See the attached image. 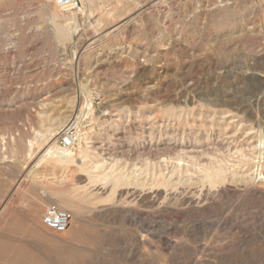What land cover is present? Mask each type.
Here are the masks:
<instances>
[{
	"label": "rangeland",
	"instance_id": "obj_1",
	"mask_svg": "<svg viewBox=\"0 0 264 264\" xmlns=\"http://www.w3.org/2000/svg\"><path fill=\"white\" fill-rule=\"evenodd\" d=\"M80 1L0 0V264H264V0Z\"/></svg>",
	"mask_w": 264,
	"mask_h": 264
},
{
	"label": "built area",
	"instance_id": "obj_2",
	"mask_svg": "<svg viewBox=\"0 0 264 264\" xmlns=\"http://www.w3.org/2000/svg\"><path fill=\"white\" fill-rule=\"evenodd\" d=\"M56 5L61 12H79L81 8L80 0H56ZM79 137V129L74 122L70 123L62 130L59 144L62 148H69L79 140ZM41 222L45 227L62 233L69 226V214L65 209L51 203L46 207Z\"/></svg>",
	"mask_w": 264,
	"mask_h": 264
},
{
	"label": "bare ground",
	"instance_id": "obj_3",
	"mask_svg": "<svg viewBox=\"0 0 264 264\" xmlns=\"http://www.w3.org/2000/svg\"><path fill=\"white\" fill-rule=\"evenodd\" d=\"M82 114L86 113L85 110H83L81 112ZM70 119V118H69ZM70 121V120H69ZM67 123V122H66ZM41 135V134H40ZM48 135L44 134V135H41L39 136L40 139H45L47 138ZM55 137V136H54ZM84 140H85V143H88V141H86L87 139V136H84L83 137ZM55 139V138H54ZM52 141V142H51ZM49 142L50 143V147L47 148V150L45 151V153L43 154L44 157H47V158H51L57 162H60V163H72L74 162V153L72 152L71 149H68V148H62V147H58L55 145L54 141H53V137L49 139ZM78 152H80L81 154L85 155L86 154V149L85 147H83V145H80L78 147ZM259 173V172H258ZM92 177L89 178V182H91L92 180H96L97 177L96 176H93L91 175ZM105 178V177H103ZM101 180V178H100ZM121 180V179H120ZM113 181V180H112ZM114 186L118 183L119 181V178H115L114 180ZM120 182V181H119ZM93 187V186H92ZM92 187L90 188V190H93ZM89 188V187H88ZM86 188L84 189V194H86L87 192H90V190ZM87 195V194H86ZM64 198V197H63ZM67 199V198H66ZM66 205H70L71 204V201H68V200H64L63 201Z\"/></svg>",
	"mask_w": 264,
	"mask_h": 264
},
{
	"label": "crops",
	"instance_id": "obj_4",
	"mask_svg": "<svg viewBox=\"0 0 264 264\" xmlns=\"http://www.w3.org/2000/svg\"><path fill=\"white\" fill-rule=\"evenodd\" d=\"M81 2V1H80ZM70 28L72 30V34L74 35L77 32L75 23L70 24Z\"/></svg>",
	"mask_w": 264,
	"mask_h": 264
}]
</instances>
